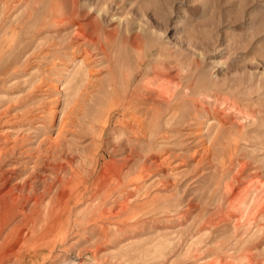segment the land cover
Listing matches in <instances>:
<instances>
[{"label":"rangeland","instance_id":"374dc122","mask_svg":"<svg viewBox=\"0 0 264 264\" xmlns=\"http://www.w3.org/2000/svg\"><path fill=\"white\" fill-rule=\"evenodd\" d=\"M0 152V264H264V0H0Z\"/></svg>","mask_w":264,"mask_h":264},{"label":"bare ground","instance_id":"6f19581e","mask_svg":"<svg viewBox=\"0 0 264 264\" xmlns=\"http://www.w3.org/2000/svg\"><path fill=\"white\" fill-rule=\"evenodd\" d=\"M73 13L76 14V12H73ZM73 35H74V39L76 41H82V40L84 41L86 39V35L83 32H81L80 30H78V29H74ZM169 83H171L170 80H168L166 82V85L169 84ZM8 150H10V149H8ZM2 162H3L2 153L0 152V236H1V233L3 232L5 226L8 224L9 218L11 216L17 215L20 212L21 208H23V205H24L23 202H27V201L28 202L29 201L31 202L32 201L35 207H36V205L39 202V197L38 196H35V195L28 196L27 195V197H25L26 196L25 195L24 197L21 196V198H19L20 199V202L22 200L23 205H19L18 206V203H19V202L17 203V200L18 199H16L15 197H13L12 192H14L15 189H18L19 193L21 194L24 191V189L27 188L30 191L32 188H31V186H30V184H29L28 181H25L19 187H16L17 185L14 186V187L13 186L12 187H8V183H9V181H10V179H11V177H12V175L14 173H10L9 170H2L1 169ZM51 167H52V170L54 171L55 174H57V171L59 169H61V167L58 166V165H56V164H53ZM67 181L68 180H66V182ZM53 182L60 183L61 185L63 183V182L60 181V179H59L58 176H56L53 179ZM48 189H49V187H48ZM26 192H28V191H26ZM245 197H246V195L243 194V198L242 197L239 198L238 203L241 204V207H243V210L248 213L250 209H249V206L246 205L245 202H244L245 201ZM13 210H15L14 211L15 213L14 214H11ZM22 216L24 217V214H22ZM20 220H22V219H20ZM23 221H25V220H23ZM35 221H37V218H35V220L33 221L32 227H28V225L25 224L24 227L19 228V231H18L19 237H21L22 239H24V238L26 239L29 235H32L34 233V227H35V223H36ZM21 224H23V223H21ZM55 229H58V223L57 224H53L52 228H50V230L52 232H55L56 231Z\"/></svg>","mask_w":264,"mask_h":264}]
</instances>
